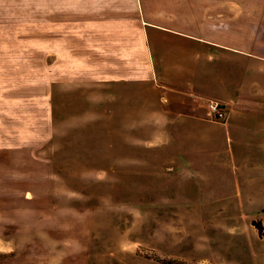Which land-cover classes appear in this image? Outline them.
<instances>
[{
    "label": "rangeland",
    "instance_id": "374dc122",
    "mask_svg": "<svg viewBox=\"0 0 264 264\" xmlns=\"http://www.w3.org/2000/svg\"><path fill=\"white\" fill-rule=\"evenodd\" d=\"M192 2L264 39V0ZM98 36L56 56L46 47L37 64L22 32L0 29V264L38 246L76 249L63 264H264V141L220 127L169 141L150 88L129 78L150 75L144 47ZM54 251L53 262L65 257Z\"/></svg>",
    "mask_w": 264,
    "mask_h": 264
},
{
    "label": "crops",
    "instance_id": "0c3cea01",
    "mask_svg": "<svg viewBox=\"0 0 264 264\" xmlns=\"http://www.w3.org/2000/svg\"><path fill=\"white\" fill-rule=\"evenodd\" d=\"M184 1L4 0L0 29L22 32L26 46L37 52L32 61L37 64L44 62L46 47H52L56 56V48L79 44L78 38L93 40V32H99L101 46H143L150 75L143 78L137 73L129 78L141 79L150 88V100L155 104L153 123L166 128L169 141L194 134L206 137V130L214 127L226 128L230 136L233 132L231 140L237 143L264 141V39L252 38L247 29L242 32L235 23L222 25L220 11L214 6L210 10L193 0ZM194 12L206 14L207 21H192ZM129 31L137 32L133 43ZM170 34L189 39L187 49L165 42ZM27 58L21 55L15 61ZM210 94L226 109L227 120L222 125L206 119L207 112L211 114ZM49 250L29 248L22 253L21 264L26 259L36 264H63L77 254L70 247ZM54 250L65 255L57 263L51 257ZM0 254L9 252L2 249Z\"/></svg>",
    "mask_w": 264,
    "mask_h": 264
},
{
    "label": "built area",
    "instance_id": "2783aa9c",
    "mask_svg": "<svg viewBox=\"0 0 264 264\" xmlns=\"http://www.w3.org/2000/svg\"><path fill=\"white\" fill-rule=\"evenodd\" d=\"M208 107L215 119L226 120L227 112L222 104H220L219 102H210L208 103Z\"/></svg>",
    "mask_w": 264,
    "mask_h": 264
},
{
    "label": "trees",
    "instance_id": "16d2710c",
    "mask_svg": "<svg viewBox=\"0 0 264 264\" xmlns=\"http://www.w3.org/2000/svg\"><path fill=\"white\" fill-rule=\"evenodd\" d=\"M259 231L261 232V229H259Z\"/></svg>",
    "mask_w": 264,
    "mask_h": 264
}]
</instances>
